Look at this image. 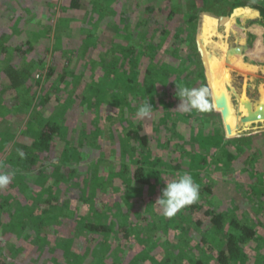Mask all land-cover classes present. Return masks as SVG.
<instances>
[{
    "label": "rangeland",
    "instance_id": "rangeland-1",
    "mask_svg": "<svg viewBox=\"0 0 264 264\" xmlns=\"http://www.w3.org/2000/svg\"><path fill=\"white\" fill-rule=\"evenodd\" d=\"M86 1L75 9L69 0H0V171L15 172L0 189V264H264V0ZM137 31L159 45L129 67L120 59L134 37L144 39ZM232 54L239 62H226ZM52 61L56 73L47 79ZM10 65L26 73L18 88L8 83ZM178 87L209 89L206 110L219 113L213 125L197 118L205 110H178ZM229 91L243 107L239 128ZM151 96L152 116L136 118L137 101ZM49 119L58 133L38 149L32 143ZM215 125L226 140L244 137L237 144L245 150L220 155L209 134L198 133L216 136ZM175 143L182 147L173 152ZM65 149L76 154L70 163ZM29 153L35 161L25 162ZM139 165L152 183L133 179ZM185 172L200 185V206L166 217L155 204L164 180ZM208 209L223 213L221 230ZM97 216L136 226L96 250L80 228ZM233 219L255 233L236 263L218 257L238 230Z\"/></svg>",
    "mask_w": 264,
    "mask_h": 264
},
{
    "label": "trees",
    "instance_id": "trees-1",
    "mask_svg": "<svg viewBox=\"0 0 264 264\" xmlns=\"http://www.w3.org/2000/svg\"><path fill=\"white\" fill-rule=\"evenodd\" d=\"M205 2V0L203 1V3ZM87 1L86 0H69V7H73V8H79L81 7L82 4H86ZM187 8H186V11L184 10L183 12V15L186 17V21H189V20H192V16L195 15L194 11L191 10V8H193L192 5H194L193 3H187ZM171 15L175 13V10L174 9H171L170 11ZM145 22V21H143ZM141 28V27H140ZM210 31V30H209ZM208 31V32H209ZM142 32L141 31H137V35L139 36V38H144L141 40H136V37H134L132 40V44L130 43L129 44V47H127L124 51V54L122 56V59L120 60H123L124 62H126L128 64L129 67L135 65V64H139L137 61L138 59L141 57V56H148V52L149 50H147L148 48H152L153 52L155 51V49L157 48V46L159 45V42L157 41H150V44H148V39L146 40L147 37H149L147 35V33L145 34V32H143V34H141ZM169 30L167 29V27H164L162 29V35H163V39L167 38L169 36ZM176 34V33H175ZM143 35V36H142ZM168 35V36H167ZM141 36V37H140ZM177 36H179V34L177 33L176 36H175V39L177 38ZM141 41V43H143V46H139V42ZM182 43H179L177 44V46H182L180 45ZM88 44L85 43V47L87 46ZM113 46H117V45H113ZM120 46V45H118ZM117 46V47H118ZM115 47V49L117 48ZM146 48L147 51H144ZM123 51V47H121V53ZM152 52V53H153ZM71 53V52H70ZM70 55V54H69ZM68 55V58L70 60H68V62L70 63L71 61V57ZM189 57H191L192 59H194V57H192L191 54H188ZM134 58V59H133ZM136 59V60H135ZM136 61V62H135ZM198 61V60H197ZM122 65V63H121ZM160 70H163V72H169L171 71L170 68H166V69H163V67L159 68ZM169 69V70H168ZM5 72H6V75H7V78H8V83L10 84L11 87L13 88H18L20 85H23L22 82H25V79L27 78L25 76V74L23 73V70L19 67L17 68L16 65H10V66H7L4 68ZM70 71V69H65L64 70V73H68ZM54 73H56V68L53 64V61L51 64H49L47 66V73H46V78L48 79L50 76H52ZM60 75H62V73H59ZM214 75V74H213ZM214 78H215V75H214ZM132 80V79H131ZM206 85V84H205ZM165 92V91H163ZM44 97V96H43ZM152 100V102H154V98L153 96L149 97V100ZM119 103L118 106L119 108L123 109L125 111V108L127 107L124 102L120 99L118 100ZM142 102V100L139 102L137 101V104H135V106L137 107L138 104H140ZM152 106H155L153 105V103H151ZM128 109V107H127ZM126 109V110H127ZM227 106L225 107V110H227ZM129 110V109H128ZM187 115H191L193 114L192 112H187L186 113ZM218 116L219 117V113L215 110H213V108H211L210 110H205V111H201L200 113H197V118L204 121L205 123L207 124H211L213 125V121L215 118L213 117H216ZM216 122V121H215ZM178 122L176 121L174 123V127H177V124ZM216 124V123H215ZM60 127V124L56 123L54 120L52 119H49L48 121H46V124L44 126L45 129H42V134H41V138L40 140H36L32 143L33 146L37 147L38 149H40V147H43V149L45 147H50L51 145V139L54 137V135L56 133H58V129ZM214 131H215V134L216 136L214 135V133H206L205 131H198V133H201L202 134H209V142L210 144L214 145L216 147V150L217 149H220L219 152H220V155H225V154H228L230 151L236 149V150H239V151H244L245 149V146H242V147H239V145L237 144L240 140L242 141V139H244V137L242 138H239V137H236V138H233V139H224V135H223V130H222V126H216L215 125V128H213ZM218 131V133L216 132ZM131 132V131H130ZM132 134H135L138 136L139 134V138H142L143 137V140L146 144V136H140V133L136 132L133 130ZM235 143L234 145L235 146H232L231 144ZM32 145H25V148H31ZM168 146V143H166V146ZM181 146V144L178 145V143H175V145H173L171 147V150L174 152L176 150H178ZM71 151V149H65V150H62L63 153H65L67 155L66 157V162H69L72 161L75 157H76V154H74V151H73V154L69 152ZM76 151V150H75ZM72 152V151H71ZM74 156V157H73ZM169 157V156H168ZM230 157H232V155H230ZM172 158V157H171ZM176 159H180V157H175ZM36 160V156L35 154H31L30 153L28 155L25 156V162L27 161H35ZM178 163V162H177ZM253 173V172H252ZM133 179L136 180L137 182H140V183H144V182H148V183H152L151 182V179L148 178L146 175H145V166L144 165H139V167L136 168V170L134 171V175H133ZM32 192V190H31ZM46 192V191H45ZM257 193L260 192V189L259 190H256ZM66 205H64V207H69L67 203H65ZM121 204H122V200H121ZM120 205V204H119ZM188 207H194V206H200L198 203H193L191 205H187ZM128 209V207H125ZM122 212H120L119 214H122V216L124 214H126L124 210V208H120ZM126 209V211H127ZM64 210V208H62L60 210V213ZM129 210V209H128ZM95 213V212H94ZM152 212H146L145 214H143V216H147L149 217L150 214ZM96 214L97 215H100L101 212L99 211H96ZM118 214V216H119ZM206 214H211V218H210V221L213 225L217 226V229L221 230L223 224H224V215L222 212H217L213 209H208V211H206ZM141 215V214H140ZM146 218H143L142 220H140L141 222L139 224L142 225V223L147 219ZM58 218V217H57ZM109 218V217H108ZM113 217H111V219L109 221H106L105 220H101V217L100 216H97L96 219L94 218H91V220H87L86 223L84 224L83 227L80 228V235L82 236V234H84L83 236L86 237V243L87 245H91L93 244V247L94 249L96 250H100L101 248H105V246H107L109 243L107 242L108 241V238L110 237L111 234H114V236L116 235H123L125 234L127 236L128 233H132V228L134 226H136V224H132V226H128L127 224H125L124 220H123V217L122 218H115V220L112 219ZM233 222V225H235V227L238 229L236 232H229L228 233V236H227V239L222 241L221 242V246L219 248V251H218V257L220 260L222 261H231L230 263H236L238 261H242V259H244V244H247L248 241L250 239H252L254 237V229L252 227H249L248 225L242 223V222H239L237 221L236 219H233L232 220ZM115 223H117V225H115ZM164 227L161 226L160 229H158L159 231L163 230ZM79 234H77V236H80ZM45 238H48L47 236H45ZM78 238V237H76ZM153 238V236H152ZM64 241H69L70 242V238L68 239H63ZM204 240L206 241V239L204 238ZM60 241V239L57 241V243L59 245H61V249L63 248L64 251H65V255L68 256V258H72V257H75L76 256V250H72V247L69 245L65 246L66 243L68 242H64ZM93 242V243H92ZM72 244V243H71ZM73 245V244H72ZM51 248H54V245L51 246ZM68 250V251H67ZM78 253V252H77ZM1 260V259H0ZM1 262V261H0ZM200 263V262H199ZM201 264V263H200Z\"/></svg>",
    "mask_w": 264,
    "mask_h": 264
},
{
    "label": "clouds",
    "instance_id": "clouds-1",
    "mask_svg": "<svg viewBox=\"0 0 264 264\" xmlns=\"http://www.w3.org/2000/svg\"><path fill=\"white\" fill-rule=\"evenodd\" d=\"M178 97L181 103L178 110L188 112L192 109L206 110L209 107L210 95L207 87L189 88L178 87ZM153 106L150 100H143L137 105L136 118L144 119L152 116ZM18 155L23 158L25 153L18 150ZM15 172L0 171V189L6 188L11 182ZM166 181L161 196L155 204L162 210L166 217L174 216L181 208L195 203L200 196V185L195 182L193 176L187 172L177 174L171 180Z\"/></svg>",
    "mask_w": 264,
    "mask_h": 264
},
{
    "label": "bare ground",
    "instance_id": "bare-ground-1",
    "mask_svg": "<svg viewBox=\"0 0 264 264\" xmlns=\"http://www.w3.org/2000/svg\"><path fill=\"white\" fill-rule=\"evenodd\" d=\"M233 55V54H232ZM238 58H241V57H238ZM238 58H235L234 57V55L233 56H231L230 58H229V60L228 61H226V62H229V61H232V62H236V61H238L239 62V59ZM232 59V60H231ZM238 59V60H237ZM229 98H230V101H231V103H232V105H233V107H234V110L236 111V113H237V115H238V122H237V124H238V128L240 127V124H241V122H242V118H241V113H242V106L238 109V108H236V106L233 104V101H232V97H231V94H230V91H229ZM241 98V97H240ZM242 99V98H241ZM243 105V104H242ZM249 118V117H248ZM246 119H247V117H246ZM249 120V119H248ZM250 121V120H249ZM247 122V121H246Z\"/></svg>",
    "mask_w": 264,
    "mask_h": 264
}]
</instances>
